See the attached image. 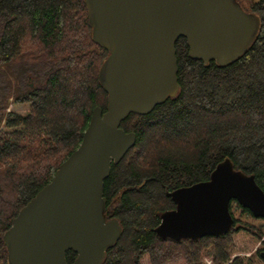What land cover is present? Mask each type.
<instances>
[{
    "label": "trees",
    "instance_id": "16d2710c",
    "mask_svg": "<svg viewBox=\"0 0 264 264\" xmlns=\"http://www.w3.org/2000/svg\"><path fill=\"white\" fill-rule=\"evenodd\" d=\"M238 2L260 18L249 48L228 64L204 63L179 37L177 93L121 120L136 140L103 182L106 218L121 234L101 264H264V217L234 199L223 234L173 240L154 231L175 207L167 192L207 180L225 158L264 191V0ZM107 55L83 0H0V264L13 218L79 145L92 109L106 111L98 73ZM75 257L66 251L67 263Z\"/></svg>",
    "mask_w": 264,
    "mask_h": 264
},
{
    "label": "water",
    "instance_id": "95a60500",
    "mask_svg": "<svg viewBox=\"0 0 264 264\" xmlns=\"http://www.w3.org/2000/svg\"><path fill=\"white\" fill-rule=\"evenodd\" d=\"M93 41L108 51L98 73L107 109H92L79 145L51 180L13 218L2 239L8 264H101L121 225L106 218L103 182L135 144L120 127L130 113L147 114L178 91L175 43L184 37L188 55L225 65L252 44L260 18L238 0H83ZM175 207L160 215V238L197 239L227 232L236 200L264 217V191L253 174L229 158L209 178L167 192Z\"/></svg>",
    "mask_w": 264,
    "mask_h": 264
},
{
    "label": "rangeland",
    "instance_id": "374dc122",
    "mask_svg": "<svg viewBox=\"0 0 264 264\" xmlns=\"http://www.w3.org/2000/svg\"><path fill=\"white\" fill-rule=\"evenodd\" d=\"M10 110H14L16 112L24 113L27 110V105H10Z\"/></svg>",
    "mask_w": 264,
    "mask_h": 264
}]
</instances>
